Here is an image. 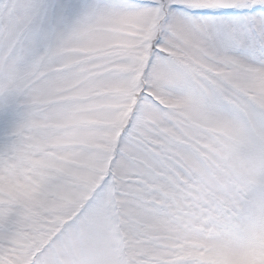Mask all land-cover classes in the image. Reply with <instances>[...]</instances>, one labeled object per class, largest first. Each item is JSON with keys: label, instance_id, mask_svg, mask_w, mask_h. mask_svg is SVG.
I'll return each instance as SVG.
<instances>
[{"label": "snow or ice", "instance_id": "1", "mask_svg": "<svg viewBox=\"0 0 264 264\" xmlns=\"http://www.w3.org/2000/svg\"><path fill=\"white\" fill-rule=\"evenodd\" d=\"M0 264H264V0H0Z\"/></svg>", "mask_w": 264, "mask_h": 264}]
</instances>
